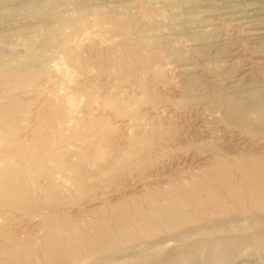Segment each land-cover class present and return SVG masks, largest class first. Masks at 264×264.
Segmentation results:
<instances>
[{
  "label": "rangeland",
  "instance_id": "1",
  "mask_svg": "<svg viewBox=\"0 0 264 264\" xmlns=\"http://www.w3.org/2000/svg\"><path fill=\"white\" fill-rule=\"evenodd\" d=\"M260 91L264 0H0V180L19 189L0 187V246L27 253L0 264H160L219 236L227 249L198 245L183 264H264L259 200L184 209L175 188L207 180L217 156L264 152V95L225 108ZM171 201L184 214L160 223ZM49 232L76 239L48 247Z\"/></svg>",
  "mask_w": 264,
  "mask_h": 264
},
{
  "label": "bare ground",
  "instance_id": "2",
  "mask_svg": "<svg viewBox=\"0 0 264 264\" xmlns=\"http://www.w3.org/2000/svg\"><path fill=\"white\" fill-rule=\"evenodd\" d=\"M262 94V95H264V91H260V92H254V93H252V94H247V95H236V96H232V97H229L228 98V106L227 107H225V108H227V109H229V110H242V109H248V108H250V107H252V106H254L255 104H256V102L258 101L257 99H256V97H258L260 94ZM255 100H257V101H255ZM261 101V100H260ZM259 101V102H260ZM227 105V104H226ZM257 106H258V104H256ZM263 107V106H262ZM260 109V108H259ZM263 119V118H262ZM249 150V149H248ZM260 151H261V149H260ZM243 152V151H239V153L237 154L236 152H235V154L233 153V154H229V155H223V156H221L220 158L217 156V158H216V162L214 161L213 163H216V164H213V166H211V170L212 171H210V170H208V171H210V172H207L208 174L210 173V177H209V175L207 174V176H208V179L207 180H199L198 182H197V179L198 178H196V176H195V178L193 179V180H195L194 182L192 181L191 183H192V185L191 186H189V187H186V186H184V187H175L176 189H177V191L180 193V194H182L183 196H181V195H179V196H181L182 198L181 199H183V200H185L184 201V204H181V206H183L184 207V209L185 208H188L189 206L188 205H190L189 203H191V204H194V203H198V205L200 204V203H208V205H204L205 206V208L207 207V209H210V210H213V209H220V208H222V206L224 205V204H228V206H231V208H233L234 206L235 207H239V208H241V209H245V208H247V206H246V204L245 203H247V201L249 200L250 201V199L252 200V199H256V200H259V202L261 203V204H259V208H262V209H260V210H258V211H260L261 212V215H263L262 213V211H264V152L262 153V154H260V153H258L259 152V150H258V152L256 153H252V151L250 152H248V153H252V154H248V153H246V151H245V153L246 154H241V153ZM210 167V166H209ZM42 170V169H41ZM202 173V172H201ZM204 176L205 175H202L201 174V178L203 177V179H204ZM10 177V176H9ZM11 178V177H10ZM1 178V180H0V187L1 188H5V189H7V190H11V191H15V192H19V189H18V187H17V185H16V183H14L13 182V179L11 178ZM200 178V179H201ZM206 179V178H205ZM184 181V180H183ZM182 181V183H183V185H184V182ZM187 181V180H186ZM190 181V180H189ZM176 183V182H175ZM182 183H181V185H182ZM186 183H188V181L186 182ZM190 183V182H189ZM197 183V184H196ZM171 184H173V185H175L174 183H170L169 185L171 186ZM178 184V183H177ZM176 184V185H177ZM16 185V186H15ZM168 185V186H169ZM175 185V186H176ZM179 185V184H178ZM172 188V187H171ZM174 188V189H175ZM170 189V188H169ZM153 190V189H152ZM172 190V189H171ZM171 190H169L170 192H172ZM240 190V191H239ZM166 191V190H165ZM152 192H154V190L152 191ZM158 192V191H157ZM156 192V193H157ZM170 192H169V194H170ZM173 192H175V194H176V191H173ZM155 194V193H154ZM158 194V193H157ZM161 194V193H160ZM164 194V193H163ZM165 194H167V192L165 193ZM164 194V195H165ZM174 194V195H175ZM178 194V193H177ZM227 194H229L230 196H228ZM151 194H150V192H149V196H150ZM148 196V194H147V197H149ZM151 196H153V193H152V195ZM154 196H157V195H154ZM228 196V197H227ZM160 197H164V196H159L158 195V198L160 199ZM172 197V196H171ZM174 197V196H173ZM225 197H227L228 199H226ZM158 198H156L158 201H160ZM165 198V197H164ZM170 198V197H169ZM225 198V200H223ZM176 198L174 197V200H175ZM167 200V199H166ZM171 200V198L168 200V201H170ZM152 201H155V198L152 200ZM158 201H157V203H158ZM161 201H162V199H161ZM175 201H177V200H175ZM180 201V200H179ZM163 203L165 202V199H164V201H162ZM183 202V201H182ZM251 202V201H250ZM153 203V202H152ZM169 203V202H168ZM174 203H177V202H174ZM173 203V201H171L170 202V207H169V204H168V207L167 206H164L163 204H161L160 202H159V204H155V205H157V207H159V208H161L160 210H159V212L160 213H158V211H156V209H155V211L158 213V214H160L161 216H160V218H161V221H159L160 223L162 222V221H168L169 219H172V218H174V216H176V215H178L179 216V214H181L182 212H183V214H184V211H182V209L183 208H181V210H180V208H175L172 204H174ZM249 203V202H248ZM253 203V202H252ZM178 204L179 203H177V205H176V207L178 206ZM210 204V205H209ZM154 205V206H155ZM180 205V204H179ZM195 205L196 204H194V207H195ZM203 205V204H202ZM241 205H243L242 207H241ZM187 206V207H186ZM153 207V206H152ZM179 207V206H178ZM193 207V206H192ZM198 207V206H197ZM255 207V206H254ZM258 207H257V209H258ZM158 208V209H159ZM175 208V209H174ZM201 207H199V209H200ZM230 208V207H229ZM236 208V209H237ZM238 208V209H239ZM256 208V207H255ZM255 208H253V210L255 209ZM157 209V210H158ZM164 209V210H163ZM194 209V208H193ZM193 209H190V210H192V212H193ZM204 209V208H203ZM234 209V208H233ZM235 209V210H236ZM241 209H239V210H237V211H239V212H241ZM248 209V208H247ZM246 209V210H247ZM50 210V209H49ZM165 210H167V211H165ZM188 210V209H187ZM186 210V211H187ZM189 210V211H190ZM195 210H197V208L195 209ZM205 210V209H204ZM204 210L202 211V212H204ZM250 210V209H249ZM262 210V211H261ZM182 211V212H181ZM207 211V210H206ZM209 211V210H208ZM255 211V210H254ZM191 212V211H190ZM194 212H196V211H194ZM198 212V211H197ZM196 212V213H197ZM189 213V212H188ZM242 213V212H241ZM240 213V214H241ZM60 214V213H59ZM138 213H136L135 215H137ZM143 213H141V215H142ZM186 214V213H185ZM200 214V213H199ZM248 214V213H247ZM257 215V214H259V212H253V214H251L250 213V217L247 219V220H241L239 217H231V224H233V223H237V224H239V223H246V222H251V220L250 219H252L251 217H254V215ZM66 215V214H65ZM131 215H133V214H131ZM182 215V214H181ZM202 215H207V214H205V212L204 213H202ZM56 215H54V217H52V219L53 218H57V217H55ZM69 216V215H68ZM67 216V217H68ZM138 216V215H137ZM143 216V215H142ZM141 216V217H142ZM144 216H146V215H144ZM177 216V217H178ZM184 216V215H183ZM258 217H259V215H257ZM50 217V216H49ZM177 217H175V218H177ZM46 218V217H45ZM69 218V217H68ZM128 218H130V217H128V216H122V217H119V218H112L113 220H112V222H106V221H109V219L108 220H103V219H101L100 218V216H99V218L98 219H101L100 221H103L102 223H104V229H105V231L107 232V231H116L115 233H123V232H125V231H127V229H129V225H128ZM133 218V217H132ZM134 218H136L135 216H134ZM138 218H140V217H138ZM157 218V220L159 219L160 220V218L159 217H156ZM255 218V217H254ZM253 218V219H254ZM260 218V217H259ZM66 219V218H65ZM70 219V218H69ZM155 219V218H154ZM94 221H95V219H93ZM151 220V219H150ZM153 220V219H152ZM255 220H256V218H255ZM54 221V220H53ZM72 221V220H71ZM99 221V220H98ZM98 221H96L97 223H98ZM154 221V220H153ZM65 222L66 221H63V225H67V224H65ZM96 222H94L95 224H96ZM151 222V221H150ZM253 222V221H252ZM68 223V222H67ZM71 223H73V221L71 222ZM94 223H92V226H93V228L95 227L94 225ZM100 223V222H99ZM230 223H229V225H230ZM69 225H67V227H65L64 226V228H66L67 229V231H68V229H70L69 227H71V228H73V229H75V231H77V229H78V227H76V226H72L70 223H68ZM74 224V223H73ZM89 224V223H88ZM88 224L86 225L88 228H90L89 226H91L90 224H89V226H88ZM248 224V223H247ZM74 225H76V224H74ZM79 225H82V224H79ZM99 225V224H98ZM84 226V225H83ZM86 226H84L85 228H86ZM100 226V225H99ZM82 226H80V228H81ZM96 227H98V226H96ZM102 227V225L99 227V228H101ZM217 227V226H216ZM221 227V226H220ZM54 227H52V229H53ZM103 228V227H102ZM233 228V227H232ZM55 229V228H54ZM57 229V228H56ZM66 229H65V231H66ZM83 229V228H82ZM95 229V228H94ZM103 229V230H104ZM214 229H215V227H211V228H200V229H195V230H190V231H187V232H185V233H187V234H198L199 236H201L202 235V237H207V236H209L210 234H212L213 232V234H215V231H214ZM58 230V229H57ZM72 230V229H71ZM86 230V229H85ZM89 230V229H88ZM216 230V229H215ZM242 230V229H241ZM50 231V230H49ZM54 231V230H53ZM53 231H52V233H53ZM59 231V230H58ZM64 231V230H63ZM75 231H74V233H75ZM80 231V230H79ZM79 231H77V232H79ZM95 231H97V229H95ZM99 231H101V230H99ZM222 231V230H221ZM220 231V232H221ZM233 231V230H232ZM237 231H238V229H237ZM69 232H71V231H69ZM80 232H82V231H80ZM84 232V231H83ZM104 232V231H103ZM219 231H217V233H218ZM229 232H230V230H229ZM57 233V232H56ZM59 233V232H58ZM58 233L57 234H55L56 236L58 235ZM73 233V232H72ZM72 233H69L70 234V236H67V238H66V241L65 240H63L61 243H58V241L56 240V241H52L53 242V244H51L50 243V239L52 240V239H55V235L53 236L50 232H49V235L51 234L52 236H48V235H46V237L44 238V242H47L49 245H48V247H52V248H56V245L57 244H60V245H66V247H69V246H71L72 245V241L73 240H75L76 238H75V236H72L71 234ZM105 233V232H104ZM216 233V234H217ZM224 233H226L225 231H224ZM68 234V235H69ZM103 234V233H102ZM212 234V235H213ZM221 234H222V232H221ZM220 234V235H221ZM82 235V234H81ZM80 235V236H81ZM109 235V234H108ZM183 235V234H182ZM182 235H179V236H177L176 238H178V237H181ZM79 236V235H78ZM184 237H185V235H183ZM211 236V235H210ZM224 236V235H223ZM58 237V236H57ZM68 237H70V238H68ZM218 237V236H217ZM75 238V239H74ZM210 238V237H209ZM172 239H174V238H172ZM107 240V239H106ZM203 241V240H202ZM23 243V242H22ZM42 243V242H41ZM46 243V244H47ZM160 243V242H159ZM158 243V244H159ZM232 243V240H227V239H223V237H220L219 236V238L217 239H209V240H207L206 242H202V244H201V241H200V244H197V245H191V246H195L194 248H191L190 249V247L189 248H185V249H183L182 251H180L179 253H177V254H170V253H168L166 256H164V260L161 262L160 261V264H175V263H179V264H183V262L185 263L188 259L187 258H189L195 251H197V247L196 246H198V245H202V247H204L205 249H207L208 250V252L210 251V252H214L215 250H219V251H221L222 249H224V248H228L229 246H230V244ZM16 244V243H15ZM24 244V243H23ZM42 244H45V243H42ZM41 244V245H42ZM45 244V245H46ZM155 244H157V243H155ZM155 244H148V247H151V246H154ZM18 245V244H17ZM7 246L8 245H1L0 247L2 248V247H6V250L9 252V254L8 255H6L3 251H1L0 252V258H2V257H11V256H13V257H20V256H27V253H25V252H20L19 254H17V255H20V256H17V255H13V254H11L13 251L10 249V248H7ZM43 247H44V245H43ZM147 246H142V248L144 249V248H146ZM147 247V248H148ZM26 248H27V246H25L24 247V251H26ZM140 248V247H139ZM2 249H4V248H2ZM28 249H29V247H28ZM142 249V250H143ZM196 249V250H195ZM9 250H11V251H9ZM20 250V249H19ZM27 252H29V251H27ZM210 254V253H209ZM131 256L133 255V254H130ZM187 256H189V257H187ZM193 256V255H192ZM187 257V258H186ZM185 259V260H184ZM59 263H61V262H59ZM54 264H56V263H54Z\"/></svg>",
  "mask_w": 264,
  "mask_h": 264
}]
</instances>
